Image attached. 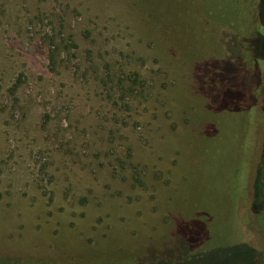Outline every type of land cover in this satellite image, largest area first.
<instances>
[{
	"label": "rangeland",
	"instance_id": "rangeland-1",
	"mask_svg": "<svg viewBox=\"0 0 264 264\" xmlns=\"http://www.w3.org/2000/svg\"><path fill=\"white\" fill-rule=\"evenodd\" d=\"M254 33L211 24L199 0H0V264H182L177 241L191 264H251L227 257L235 240L264 264V204L248 208L264 77L234 217L226 173L249 122L220 69Z\"/></svg>",
	"mask_w": 264,
	"mask_h": 264
},
{
	"label": "trees",
	"instance_id": "trees-1",
	"mask_svg": "<svg viewBox=\"0 0 264 264\" xmlns=\"http://www.w3.org/2000/svg\"><path fill=\"white\" fill-rule=\"evenodd\" d=\"M201 4V9L203 10V15L211 21V24L218 27L228 26L229 29L233 33L243 32L245 30L247 33L251 30L255 31V33L248 38H244V41L247 43V49L241 50L238 52L235 66L231 63H224L221 65L220 69H223L224 66L233 73V76L239 80L240 85L242 86L241 97L242 103L240 104L241 115L245 118V122H249L247 131L245 135L241 138L242 143L240 148L236 149L232 156L229 157L230 161L228 162V170H227V184H230V187H241V192L233 197L234 199L240 201L237 206H233L235 210V216H237V212L242 207L247 206L249 200L248 187H249V179L251 177L252 172V162H251V151L253 146V137H252V115H253V96L252 89L256 87L258 88V84L260 83V78L264 77V56L260 51V47L264 46V33L260 32V26H264V0H253L251 4V0H199ZM207 3V7L205 5ZM209 3V4H208ZM254 6V7H253ZM220 8L225 9L223 12ZM250 9H255V18L256 21L253 22L251 18ZM61 41L55 45H52L53 48L50 50L48 54L49 62L54 65L55 64V52L59 51L58 44H62ZM254 57V58H251ZM261 65L263 67H261ZM214 66V65H213ZM229 68H228V67ZM204 70V68H203ZM203 70H199L200 73ZM248 70V71H247ZM206 71V70H205ZM249 72V74H248ZM237 75V76H235ZM248 75V80L245 81V78ZM210 76V75H209ZM208 76V81H210ZM207 148V143H205ZM196 151H200L196 149ZM193 153L191 154V156ZM264 204V146L262 149L261 157L259 164L256 168V171L252 180V197L250 207L248 205L249 211H251L255 215H259L260 211ZM232 221V220H231ZM231 224V223H230ZM232 224L234 222L232 221ZM232 232V229L230 230ZM175 239V238H174ZM216 240V238H211V240ZM178 248L180 251V256L175 260L182 259V264H191L197 257H199L198 253H192L191 248L188 250H183L181 241L178 242ZM226 248V247H225ZM229 254L227 257H233V255L241 253L242 255H246L248 257L249 262L254 264V262L262 261V254L256 258V253L252 250V248L245 244L241 243V241L234 242L233 246H229L225 249ZM163 261V260H162ZM166 262V261H165ZM46 264V263H43ZM77 264H97V263H86L81 262ZM100 264H109V263H100ZM155 264H167V263H155ZM177 264V262H175Z\"/></svg>",
	"mask_w": 264,
	"mask_h": 264
}]
</instances>
